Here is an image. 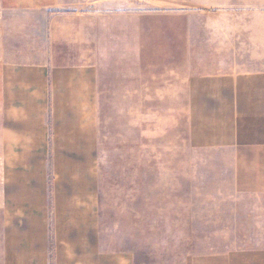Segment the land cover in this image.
Instances as JSON below:
<instances>
[{"label": "rangeland", "instance_id": "obj_1", "mask_svg": "<svg viewBox=\"0 0 264 264\" xmlns=\"http://www.w3.org/2000/svg\"><path fill=\"white\" fill-rule=\"evenodd\" d=\"M260 6L90 0L54 19L56 55L98 70L105 245L136 264L257 245L254 215L236 209L224 184L222 151L190 141L184 91L193 76L262 64L264 50L247 49L264 29L247 24V10ZM38 27L44 38L42 19Z\"/></svg>", "mask_w": 264, "mask_h": 264}, {"label": "crops", "instance_id": "obj_2", "mask_svg": "<svg viewBox=\"0 0 264 264\" xmlns=\"http://www.w3.org/2000/svg\"><path fill=\"white\" fill-rule=\"evenodd\" d=\"M88 1L0 0V264H136L105 245L98 70L54 51V19L69 14L60 8ZM220 1L261 4L247 10L255 21L247 24L264 22V0ZM40 19L44 38L33 32ZM260 32L248 50H264ZM261 63L186 83L190 141L222 151L224 184L236 209L254 215L257 245L190 255L185 264H264Z\"/></svg>", "mask_w": 264, "mask_h": 264}]
</instances>
